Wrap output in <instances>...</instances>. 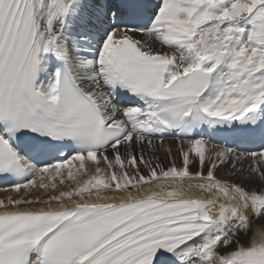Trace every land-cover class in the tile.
<instances>
[{"label": "snow or ice", "instance_id": "snow-or-ice-1", "mask_svg": "<svg viewBox=\"0 0 264 264\" xmlns=\"http://www.w3.org/2000/svg\"><path fill=\"white\" fill-rule=\"evenodd\" d=\"M0 264H264V0H0Z\"/></svg>", "mask_w": 264, "mask_h": 264}, {"label": "bare ground", "instance_id": "bare-ground-1", "mask_svg": "<svg viewBox=\"0 0 264 264\" xmlns=\"http://www.w3.org/2000/svg\"><path fill=\"white\" fill-rule=\"evenodd\" d=\"M5 195V193H0V198H2ZM264 225V220L259 221L257 223L254 224L255 228H259L260 226Z\"/></svg>", "mask_w": 264, "mask_h": 264}]
</instances>
